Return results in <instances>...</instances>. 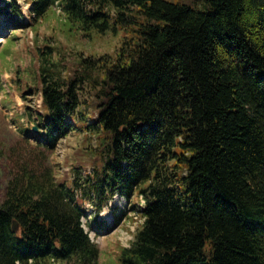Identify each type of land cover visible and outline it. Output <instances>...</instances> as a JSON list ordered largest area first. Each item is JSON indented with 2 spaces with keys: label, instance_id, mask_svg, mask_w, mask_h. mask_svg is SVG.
I'll use <instances>...</instances> for the list:
<instances>
[{
  "label": "trees",
  "instance_id": "trees-1",
  "mask_svg": "<svg viewBox=\"0 0 264 264\" xmlns=\"http://www.w3.org/2000/svg\"><path fill=\"white\" fill-rule=\"evenodd\" d=\"M27 1L24 21L19 3L4 0L6 25L41 20L57 1L69 36L123 34L114 53L78 51L73 73L51 58L53 44L40 51L22 94L40 92L41 110L23 130L36 126L53 149L82 118L104 132L109 158L85 179L81 164L71 181L29 164L12 177L0 200V264H100L78 191L95 212L114 193L136 195L141 223L119 264H264V0ZM85 82L97 98L90 122L79 109ZM124 217L113 213L112 224Z\"/></svg>",
  "mask_w": 264,
  "mask_h": 264
},
{
  "label": "rangeland",
  "instance_id": "rangeland-1",
  "mask_svg": "<svg viewBox=\"0 0 264 264\" xmlns=\"http://www.w3.org/2000/svg\"><path fill=\"white\" fill-rule=\"evenodd\" d=\"M17 1L21 6L22 19L31 20L28 1ZM173 1L193 7L204 5V0ZM3 3L4 0H0V6ZM58 7L60 5L54 3L41 20H32L24 27L6 25L0 12V200L5 196L8 181L20 175L27 164L38 172L50 166L58 179L71 181L76 164L83 167L81 178L85 179L89 172L92 176L95 164L102 166L109 158L104 148L106 139H102L103 142L97 139V134L101 136L104 132L87 130L82 118L74 119L76 127L63 136L53 149L38 141L40 133L37 130L31 128V133L23 130L35 122L36 110H41L39 92L26 93L25 96L22 92L27 87L26 82L32 83L37 79L40 51L44 50L45 44L55 46L51 58L59 62L58 66L66 74L73 73L78 67V51L95 56L104 52L114 53L123 34V29H119L116 34L94 30L89 37L75 31L69 36ZM80 96L82 103L79 109L85 111V121L90 122L97 111L94 88L85 82ZM27 105H30V110ZM78 197L84 209L82 224L99 246L100 264H119L117 255L120 245L129 243L135 228L141 223L135 212L136 195L126 198L114 193L99 212H95L94 202L82 197L79 191ZM122 211H125V217L118 224H112L113 213ZM55 264H72V259H58Z\"/></svg>",
  "mask_w": 264,
  "mask_h": 264
},
{
  "label": "water",
  "instance_id": "water-1",
  "mask_svg": "<svg viewBox=\"0 0 264 264\" xmlns=\"http://www.w3.org/2000/svg\"><path fill=\"white\" fill-rule=\"evenodd\" d=\"M37 127L36 126H33V130H36ZM11 227H12V230L14 232H16L18 230V227H19V223L16 219H12V224H11Z\"/></svg>",
  "mask_w": 264,
  "mask_h": 264
},
{
  "label": "built area",
  "instance_id": "built-area-1",
  "mask_svg": "<svg viewBox=\"0 0 264 264\" xmlns=\"http://www.w3.org/2000/svg\"><path fill=\"white\" fill-rule=\"evenodd\" d=\"M144 203V199L141 197V204L143 205ZM128 236V235H127Z\"/></svg>",
  "mask_w": 264,
  "mask_h": 264
}]
</instances>
